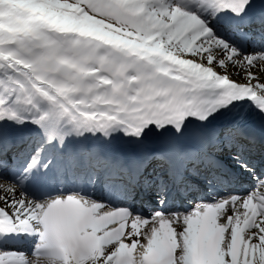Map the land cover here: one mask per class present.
Listing matches in <instances>:
<instances>
[{"label": "snow or ice", "instance_id": "1", "mask_svg": "<svg viewBox=\"0 0 264 264\" xmlns=\"http://www.w3.org/2000/svg\"><path fill=\"white\" fill-rule=\"evenodd\" d=\"M0 264H264V0H0Z\"/></svg>", "mask_w": 264, "mask_h": 264}]
</instances>
